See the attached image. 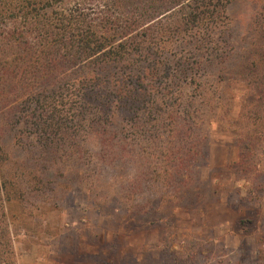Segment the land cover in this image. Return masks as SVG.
I'll return each mask as SVG.
<instances>
[{
    "label": "trees",
    "instance_id": "16d2710c",
    "mask_svg": "<svg viewBox=\"0 0 264 264\" xmlns=\"http://www.w3.org/2000/svg\"><path fill=\"white\" fill-rule=\"evenodd\" d=\"M231 3L0 0V264H18L9 207L59 199L61 178L88 186L93 203L108 169L137 174L124 188L132 201L151 181L153 198L122 207L143 227L168 229L169 191L172 203L203 207L221 115L240 151L225 174L251 172L249 143L264 133V2L243 33Z\"/></svg>",
    "mask_w": 264,
    "mask_h": 264
},
{
    "label": "rangeland",
    "instance_id": "374dc122",
    "mask_svg": "<svg viewBox=\"0 0 264 264\" xmlns=\"http://www.w3.org/2000/svg\"><path fill=\"white\" fill-rule=\"evenodd\" d=\"M262 2L232 0L229 15L238 32L246 31L254 5ZM237 91L231 107L233 119L241 109V88ZM229 121L221 115L211 128L209 167L202 174L207 188L205 207L172 203L169 191L162 207L171 215L168 229L143 227L125 221L122 207L143 206L153 198L159 190L151 181L139 186L138 201H132L135 194L124 188L137 174L108 169L98 186L102 199L93 203L88 186L75 188L61 178L69 188L65 194L59 192V199L9 207L17 263L264 264V133L249 143L251 172L235 177L225 174L227 167L237 168L240 155L235 135L227 132L235 130ZM248 190L254 194L247 196ZM151 218L146 221L150 223Z\"/></svg>",
    "mask_w": 264,
    "mask_h": 264
}]
</instances>
